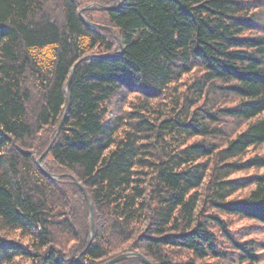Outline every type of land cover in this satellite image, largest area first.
<instances>
[{
	"label": "trees",
	"instance_id": "16d2710c",
	"mask_svg": "<svg viewBox=\"0 0 264 264\" xmlns=\"http://www.w3.org/2000/svg\"><path fill=\"white\" fill-rule=\"evenodd\" d=\"M260 231L264 0H0V264H258Z\"/></svg>",
	"mask_w": 264,
	"mask_h": 264
},
{
	"label": "water",
	"instance_id": "95a60500",
	"mask_svg": "<svg viewBox=\"0 0 264 264\" xmlns=\"http://www.w3.org/2000/svg\"><path fill=\"white\" fill-rule=\"evenodd\" d=\"M86 57H88V56H86ZM76 65H77V64H76ZM74 69H75V66H74V68H73V70H72V73L74 72ZM62 125H63V121H62V122L60 123V125H59V130L61 129ZM54 140H55V139H54ZM51 146H52V144H51V145L49 146V148L43 153V155H42L41 158L39 159V163H41L43 157H44V156L47 154V152L50 150ZM84 191H85V193H86V196L88 197V194H87V192H86L85 189H84ZM94 228H95V221H94V217H93V215H92V231H94ZM127 255H128V254H122V255H119L118 257L112 259L111 262H113V261H115V260H118V259H120L121 257L127 256ZM145 258H146V257H145Z\"/></svg>",
	"mask_w": 264,
	"mask_h": 264
},
{
	"label": "rangeland",
	"instance_id": "374dc122",
	"mask_svg": "<svg viewBox=\"0 0 264 264\" xmlns=\"http://www.w3.org/2000/svg\"><path fill=\"white\" fill-rule=\"evenodd\" d=\"M42 162V161H41ZM235 225L236 226H238V225H241V224H243L244 223V221H235ZM16 235H14V236H12L13 238L15 237ZM256 236H258L259 238H261V239H264V232L263 231H260L259 233H257L256 234ZM15 238H17V239H20L19 237H15ZM22 239V238H21ZM24 239V238H23ZM25 241H27L26 239H25ZM20 260H22V259H20ZM19 260V261H20ZM21 262V261H20ZM5 264H8V263H5ZM258 264H264V260L263 261H261L260 263H258Z\"/></svg>",
	"mask_w": 264,
	"mask_h": 264
},
{
	"label": "bare ground",
	"instance_id": "6f19581e",
	"mask_svg": "<svg viewBox=\"0 0 264 264\" xmlns=\"http://www.w3.org/2000/svg\"><path fill=\"white\" fill-rule=\"evenodd\" d=\"M187 99V98H186Z\"/></svg>",
	"mask_w": 264,
	"mask_h": 264
}]
</instances>
